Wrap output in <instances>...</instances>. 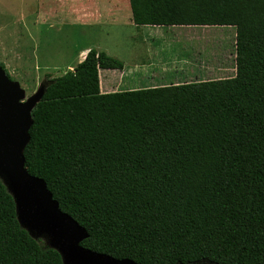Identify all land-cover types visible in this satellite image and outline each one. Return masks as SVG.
I'll return each mask as SVG.
<instances>
[{"label":"trees","instance_id":"trees-1","mask_svg":"<svg viewBox=\"0 0 264 264\" xmlns=\"http://www.w3.org/2000/svg\"><path fill=\"white\" fill-rule=\"evenodd\" d=\"M129 4L136 26L234 27L236 75L103 93L100 71L125 66L91 49L32 110L29 173L93 251L137 264H264V0ZM0 264H64L20 224L1 178Z\"/></svg>","mask_w":264,"mask_h":264},{"label":"rangeland","instance_id":"rangeland-1","mask_svg":"<svg viewBox=\"0 0 264 264\" xmlns=\"http://www.w3.org/2000/svg\"><path fill=\"white\" fill-rule=\"evenodd\" d=\"M88 7L91 5L88 4ZM106 8L100 4L96 12L87 13L88 18L81 20L68 13L67 8H61L57 0H0V63L5 65L12 80L17 81L25 91L23 102L35 96L51 79L73 70L86 49L110 53L114 58L122 57L124 61L118 60L128 65H131L132 60L138 59L143 61L155 58L156 63L165 58H182L181 64L185 62V65L177 66V72L181 71L187 76L189 73L196 77L204 75V79L218 80L235 75L234 27L164 29L160 33L163 39H156L143 47L139 44L141 37H147L154 31L133 30L130 26L134 23L129 0H118L116 11L114 6ZM173 34L177 36L174 37ZM132 41L136 46L131 44ZM129 46L141 48V51L133 56L128 55ZM116 74H120L119 71H101L103 92H118L113 89L104 90ZM200 79L192 77L189 81ZM27 231L42 246L57 247L56 234L39 233L28 226ZM66 264L74 263L66 260ZM191 264L214 263L202 261Z\"/></svg>","mask_w":264,"mask_h":264},{"label":"water","instance_id":"water-1","mask_svg":"<svg viewBox=\"0 0 264 264\" xmlns=\"http://www.w3.org/2000/svg\"><path fill=\"white\" fill-rule=\"evenodd\" d=\"M47 85L23 102L25 91L0 68V178L15 200L20 224L26 230L28 226L39 233L56 234L54 249L64 264L66 260L74 264H137L82 246L87 230L60 208L42 178L29 173L23 152L33 123L31 112Z\"/></svg>","mask_w":264,"mask_h":264},{"label":"crops","instance_id":"crops-1","mask_svg":"<svg viewBox=\"0 0 264 264\" xmlns=\"http://www.w3.org/2000/svg\"><path fill=\"white\" fill-rule=\"evenodd\" d=\"M95 2H96V5H95ZM57 4L61 8H67L68 13L70 12L71 14H73V16L78 17L81 20L88 18L87 13L96 12L97 11L96 8L99 7L100 4H103L105 8L107 7L106 9H108V6L110 7L114 6L115 11L118 9V0H105V1L103 0L102 1H98V0H57ZM88 4L91 5L90 8L88 7ZM80 6H82L83 8L78 9V7ZM130 26L133 28L134 31H138L140 29H150V31H154L153 34L150 33L147 37H141V40H140L141 43L139 44H141L143 47L144 45H147V43L151 41H155L156 39L158 40L163 39V35H161L160 33H162L161 31L164 29L195 30V29L203 28V27L208 28L207 26L163 27V26H136L135 24H130ZM211 28L227 29L226 27H218V26L211 27ZM173 36L176 37L177 35L173 34ZM137 38H140V37H137ZM131 44L133 46H136V44H134L133 41ZM147 50L149 51V49ZM89 51L90 49H86L81 53V60L79 63H81L85 59ZM140 51H141V48L139 49L136 47L129 46L127 53L128 55L133 56V55H136ZM116 58L124 61L122 57L118 56ZM181 60L182 58L174 59V60L165 58V59H160L159 62L154 63L155 58H153V59H144L143 61L139 59L137 61L132 60L131 65L124 63V66H125L124 70L122 71L117 70L119 71L120 74H116V76L112 78V80L110 81V84H108L106 86V89L104 88V90L113 89L114 91L118 90L119 92V91L138 90V89H145V88H152V87H159V86H167V85H173V84H183V83L190 82L189 79L190 78L192 79V77H194L195 79L201 78L199 81L212 80V79H207V78L204 79V75L196 77L192 73H189L188 74L189 76H187L185 74L183 75L181 71L177 72V70H175L177 66L185 65V62L184 64H181L182 63ZM228 73L232 74V72H229V71ZM235 75H236V71H235ZM108 79H111V78H108ZM220 79H223V78H220ZM101 91H102V85H101ZM103 93H106V92H103Z\"/></svg>","mask_w":264,"mask_h":264}]
</instances>
